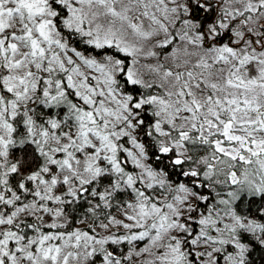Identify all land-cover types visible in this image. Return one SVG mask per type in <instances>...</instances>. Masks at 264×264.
I'll return each mask as SVG.
<instances>
[{"label": "snow or ice", "instance_id": "6c2138e0", "mask_svg": "<svg viewBox=\"0 0 264 264\" xmlns=\"http://www.w3.org/2000/svg\"><path fill=\"white\" fill-rule=\"evenodd\" d=\"M0 264H264V0H0Z\"/></svg>", "mask_w": 264, "mask_h": 264}]
</instances>
